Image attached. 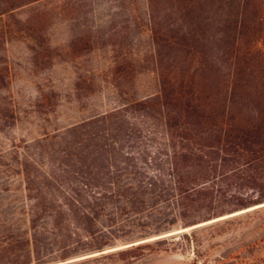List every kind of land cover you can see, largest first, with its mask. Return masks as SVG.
I'll return each mask as SVG.
<instances>
[{
	"label": "trees",
	"instance_id": "1",
	"mask_svg": "<svg viewBox=\"0 0 264 264\" xmlns=\"http://www.w3.org/2000/svg\"><path fill=\"white\" fill-rule=\"evenodd\" d=\"M147 3L159 91L40 141L22 168L28 258L47 234L103 251L264 201V0Z\"/></svg>",
	"mask_w": 264,
	"mask_h": 264
},
{
	"label": "rangeland",
	"instance_id": "2",
	"mask_svg": "<svg viewBox=\"0 0 264 264\" xmlns=\"http://www.w3.org/2000/svg\"><path fill=\"white\" fill-rule=\"evenodd\" d=\"M159 88L147 0H39L0 14V264H264V201L103 251L47 234L25 256L34 192L22 168L40 141ZM140 242L150 248L139 258L112 255Z\"/></svg>",
	"mask_w": 264,
	"mask_h": 264
}]
</instances>
